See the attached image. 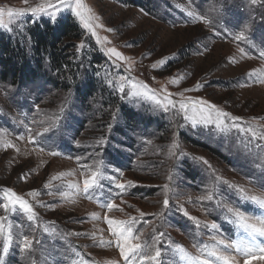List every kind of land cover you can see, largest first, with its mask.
Segmentation results:
<instances>
[{
	"label": "rangeland",
	"instance_id": "1",
	"mask_svg": "<svg viewBox=\"0 0 264 264\" xmlns=\"http://www.w3.org/2000/svg\"><path fill=\"white\" fill-rule=\"evenodd\" d=\"M4 1L11 8L49 3ZM85 4L98 17L95 23L103 25L96 28L102 40L107 38L103 47L68 9L57 12L54 21L48 15L27 13L20 25H11L12 31L0 29V45L18 48L15 60L19 66L36 72L23 77L22 71L9 79L0 66V203L7 202L4 190L11 188L27 199L36 213V219L29 221L27 214L19 210L6 213L0 206V215L8 217L6 231L11 225L13 234L5 264H122L118 249L106 243L115 238L104 217L127 220L139 217L140 212L149 221L138 224L142 240L151 238L153 229L165 233L162 239L168 243L161 247L166 264H185L176 245L198 255L204 245L215 244L213 235L227 241L238 239V230L225 220L226 213L217 207V201L240 206L250 214L260 212L240 201L228 184L257 194L264 191V158H258L264 152V141L252 139L253 133L264 136V58L260 56L264 52V0L256 4L251 0H85ZM200 16L212 21L214 27ZM65 21L75 22L80 35L65 45L76 65L73 78L64 87L50 58L39 55L34 33L48 27L56 30ZM108 28L114 31L108 32ZM240 32L245 38L236 40ZM82 42L84 48L79 47ZM105 47L117 48L128 60L115 61ZM161 59H166V64L153 69L152 64ZM143 62L150 66L142 69ZM122 76L130 79L121 80ZM172 79L179 83L173 84ZM89 81L93 85L83 102L81 96ZM137 81L157 93L165 88L172 93L192 88L184 97L173 99L203 98L242 117L243 126L251 132L192 127L175 110H156L151 99H122L118 92L121 84L127 93ZM197 83L203 85L199 91L195 90ZM28 127L33 133L50 129L42 138L45 151L28 141ZM101 140L105 141L102 146ZM9 144L12 147H7ZM53 151L59 155H51ZM99 161L106 166L107 175H117L125 184L133 181V186L115 199L123 211L108 212L103 207L101 197L108 202L115 196L109 181H104L103 192H94L92 198L69 187L82 184L81 164L94 168ZM115 169L122 170L123 176ZM165 184L169 185L170 206L158 217ZM30 190L36 195L29 196ZM209 193L213 201H199ZM181 205L201 222L200 227L183 215ZM213 222L218 224L217 230L205 227ZM23 235L39 240L33 252H20ZM3 243L0 236V250ZM245 259L237 256L239 264Z\"/></svg>",
	"mask_w": 264,
	"mask_h": 264
},
{
	"label": "snow or ice",
	"instance_id": "2",
	"mask_svg": "<svg viewBox=\"0 0 264 264\" xmlns=\"http://www.w3.org/2000/svg\"><path fill=\"white\" fill-rule=\"evenodd\" d=\"M27 2V0H25ZM257 0H251L252 4H256ZM61 9L70 10L74 16L83 25L84 29L95 37L96 43L104 46L107 42L105 37L103 40L97 35L96 28L103 27V25H97L95 22L98 17L95 16L92 9L85 4V0H56V3H49L47 5H40L38 7H25V8H8L7 9V21L5 20V9L0 8V29H5L7 31H12L11 25H20L22 23V18L27 13H31L33 16L37 15H48L51 20L56 19V13ZM190 16L193 13H188ZM196 19V17H193ZM205 24L209 26L212 25V21L207 18L200 16ZM108 32L114 31V29L108 28ZM244 33L240 32L239 35L235 37L236 40H243ZM84 43L82 42L79 46L84 48ZM206 47V46H205ZM104 51L109 57L115 58V61H127L128 58L123 55L122 52L118 51L115 47H105ZM241 52L244 50L241 48ZM260 56L264 58V52L260 53ZM166 64V59L158 60L152 64L153 69H157L158 65ZM130 79L128 76H122L121 80ZM173 84H178L177 79H172ZM111 84L112 82L109 81ZM203 85L197 83L195 90L199 91ZM131 91L125 92V87L123 84L118 89L121 94V98L138 99L146 97L151 99L155 103V109L164 113L175 110L176 113L182 114L183 119L188 121L192 127L203 126L214 127L221 131H229L230 129H236L241 133L251 132L250 128L243 126V118L239 116H234L231 113L221 109L218 105L211 103L203 98L193 99L191 97L175 100L174 96L184 97L185 92H191L194 89L186 88L178 93L169 92L166 88L162 89L159 93L156 90L151 89L147 84H140L138 81L130 84ZM231 122L230 124L227 122ZM32 123H36L32 121ZM49 128H44L43 131H37L33 133L32 128H27V139L30 143L40 148V151H45L42 143V138L49 133ZM23 139L24 137H19ZM252 139H259L264 141V136L256 137L255 133L252 134ZM105 143L104 140L100 141L102 146ZM7 147H12L11 144ZM174 147L178 145L174 144ZM18 151V150H17ZM51 155H59V153L53 151ZM172 155V153H170ZM258 158H264V152L258 154ZM203 164L208 165V161L204 158H200ZM79 160V158H77ZM210 168V165H208ZM82 174L84 176L82 184L81 183H71L69 187L78 193H83L84 196L92 198V194L96 191L103 192L105 188L104 181H109L110 185L114 187L115 196L110 198L108 202L103 203V207L107 209L108 212L113 210L123 211L116 203V197L122 196L126 191V188L133 186V181H127V184L121 182L117 175H107V168L102 161L95 164L94 168H89L86 164H81ZM119 177L123 176V171L120 169L114 170ZM61 177L64 173L60 174ZM22 176L21 179H25ZM60 177H53L54 180ZM171 179V177H169ZM219 179V178H216ZM223 183L228 184L227 181ZM45 187H49L45 184ZM228 187L234 189L238 193V199L242 202H247L255 207H257L260 212L259 214H250L241 209L240 206L233 207L228 203L221 204L217 201V207L221 208L226 215L225 220L231 223L235 229L238 230V239L227 241L223 238H218L213 235L211 239L215 241V244L211 247L204 245L200 249L198 255H193L188 253L183 246L176 245V252L180 255V259L185 262V264H239L237 256H243L246 259L244 264H253V261L260 260L264 261V191L259 194L247 190L242 186L228 184ZM112 189L110 188V191ZM169 190V185L165 184L163 186V191L165 193V198L162 201V209L158 214V217L164 216V210L169 209L170 200L167 196ZM29 196H35V190H30ZM4 199L6 203H0L3 210L8 213H15L19 210L23 214H27V219L29 221L36 219V213L33 209V205L25 199L22 195L17 194L13 189L6 188L4 190ZM214 197L211 193L199 197V201H213ZM100 203V201H98ZM179 210L183 213L185 217L196 222V227H200V221L196 217L189 216V213L183 209V206H179ZM145 213L140 212L139 217H130L127 220L124 219H114L107 216L104 217L107 225L109 226L111 235L115 238L112 241H107L106 243L116 247L119 251V256L121 258L122 264H166L164 258V249L161 247L162 244L168 243L162 238L165 236L163 231L156 232L153 229V234L149 239H143V231L138 229V224L143 222L147 224L149 221L144 219ZM8 217L6 215H0V236L4 237V243L2 250H0V264H5V258L10 252V247L13 243V234L11 231L12 226H7L6 231V221ZM205 227H210L212 230L218 229V224L213 222L210 225L205 224ZM47 232V229H45ZM77 235H79L77 233ZM39 240L35 237H30L29 235H23L19 239V249L21 253H31L34 251L33 245L38 244Z\"/></svg>",
	"mask_w": 264,
	"mask_h": 264
},
{
	"label": "trees",
	"instance_id": "3",
	"mask_svg": "<svg viewBox=\"0 0 264 264\" xmlns=\"http://www.w3.org/2000/svg\"><path fill=\"white\" fill-rule=\"evenodd\" d=\"M80 29L75 22L65 21L58 26L56 30L49 28L47 31H38L36 30L35 40L37 43V51L39 55L48 56L53 63V70L57 71L62 80L64 87L70 81V78L73 75V70L76 64L71 59L72 54H67L66 44L74 39H78L80 35ZM17 49L11 44H1L0 45V66L5 68V73H3L6 78H15L23 71V77H28L30 75H35L33 69L29 70L26 66H19L20 62H17L15 59L19 58ZM19 51V50H18ZM79 65V64H78ZM77 65V66H78ZM21 78V76H20ZM71 83V82H70ZM72 84V83H71ZM93 85V84H92ZM90 81L88 84V90L82 94L81 99L86 101L88 93L91 91L92 87ZM126 115H129V111L126 112ZM199 146L209 149L213 154L217 152L213 149H210L204 144L196 143ZM188 173H191V169L187 168Z\"/></svg>",
	"mask_w": 264,
	"mask_h": 264
},
{
	"label": "built area",
	"instance_id": "4",
	"mask_svg": "<svg viewBox=\"0 0 264 264\" xmlns=\"http://www.w3.org/2000/svg\"><path fill=\"white\" fill-rule=\"evenodd\" d=\"M0 8H3L5 10H7L8 8H11V4L8 1H4V0H0ZM149 63L148 62H143L140 64V67L142 69H147L149 67ZM150 76L154 79L155 78V74L153 72L150 73Z\"/></svg>",
	"mask_w": 264,
	"mask_h": 264
}]
</instances>
